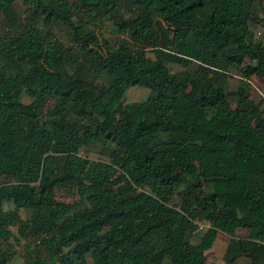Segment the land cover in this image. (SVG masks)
<instances>
[{"label":"trees","instance_id":"16d2710c","mask_svg":"<svg viewBox=\"0 0 264 264\" xmlns=\"http://www.w3.org/2000/svg\"><path fill=\"white\" fill-rule=\"evenodd\" d=\"M103 19L127 36L106 52L75 24ZM255 22L259 0H0V264H14L11 238L25 241L21 264H203L184 250L195 220L264 240V112L246 82L259 70L264 89V48L241 27ZM230 70L244 79L231 92ZM134 86L147 96L124 104ZM93 143L106 162L78 154ZM176 191L178 207L159 199ZM240 256L232 237L222 260Z\"/></svg>","mask_w":264,"mask_h":264},{"label":"rangeland","instance_id":"374dc122","mask_svg":"<svg viewBox=\"0 0 264 264\" xmlns=\"http://www.w3.org/2000/svg\"><path fill=\"white\" fill-rule=\"evenodd\" d=\"M260 4L264 5V0H259ZM257 11V12H256ZM256 15L258 17H262V10L261 8H256ZM120 13L123 16H129L131 11L121 1L120 6ZM22 17V13H20ZM76 25H83L86 30H91L99 39V47L100 51L106 52L110 48V44L114 43L118 39H126V34L120 33L116 30L115 26L113 25L112 21L109 19H103L101 22H98L96 26H91L90 24L85 25L81 22L75 23ZM44 26H47L48 23H43ZM244 32L247 34V39L251 42L256 43L258 48H264V25L259 22L255 23H246L241 25ZM54 35L57 39H62L60 28H56L53 30ZM153 47L147 46L145 48L146 56L151 59H154L157 56V52H154ZM186 51V43L180 42L177 45L176 50L174 51L178 55H184ZM254 61L250 59H245L242 63V66L246 64H253ZM169 68V74H173L183 69V67L175 64L166 63ZM244 80L243 77L237 70H230L227 72L226 75V83H227V90L233 91L235 87L240 84V82ZM248 85V95L249 98L254 101L255 103H260V108L262 112H264V89H263V80H262V73L259 70H256L247 80ZM148 94V89L144 87H130L128 88L123 97L122 102L129 103L133 101L143 100ZM32 100L31 97L22 93L20 96V101L22 104H28ZM113 101H120L117 97H113ZM52 105V100L48 95V100L42 107V112H45L50 108ZM231 108H234V104L231 103ZM80 136V132L77 133V137ZM103 146L100 144H89L87 146H83L79 149L78 154L84 158H87L91 161H100L106 162L107 158L102 152ZM53 197L56 201L62 202L64 204L73 205L74 201L77 200V197L74 193H66L63 190H54ZM182 198V194L180 191H176L171 198L166 199L164 197H159V199L164 202L168 206L178 207L180 205ZM11 202L5 201L3 204L4 210L11 209ZM76 206L73 205V209ZM19 217L21 220L27 218V212L23 209L19 210ZM196 224V229L192 232V236L189 238L188 242L184 246V250L187 256H191L196 252H201L204 254L203 264H226L222 260V255L225 250L226 244L228 243L229 239L232 237L238 238L241 242V256L233 263V264H249L251 259H264V240H256L253 245H248L247 241H251L248 237V230L244 228H237L233 232V234H227L217 230L214 226L210 225L204 221H194ZM12 233L16 235V227L10 228ZM208 234L211 238V241L208 243L203 242L206 241V238L200 244V239L205 235ZM24 240H14L9 239L7 244L4 245L6 249L8 248L14 254L13 263L14 264H21L23 262L24 252L22 250V246L24 244ZM191 245V246H189ZM57 254V253H56ZM79 259L89 263L90 258L87 256H81ZM54 264H61L58 261ZM160 264H171L168 257L162 259Z\"/></svg>","mask_w":264,"mask_h":264}]
</instances>
